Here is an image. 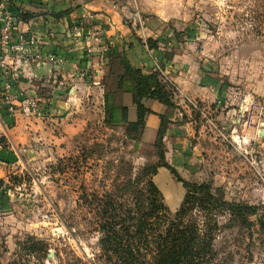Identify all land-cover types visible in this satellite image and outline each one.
<instances>
[{"label":"rangeland","instance_id":"obj_1","mask_svg":"<svg viewBox=\"0 0 264 264\" xmlns=\"http://www.w3.org/2000/svg\"><path fill=\"white\" fill-rule=\"evenodd\" d=\"M130 1L142 16L165 20V36L174 43L166 44L163 58L184 54L199 75L187 94L197 107L178 104L171 85L176 106L167 111L164 147L169 151L178 129L195 158L180 175L211 183L230 202L264 207V0ZM79 78V85L70 79L65 87L53 82L24 92L13 109L0 95V264L22 255L29 237L48 244L38 264H107L99 258V233L84 228L81 188L106 194L116 182L123 186L131 164L135 174L159 160L156 135L129 132L120 117L108 118L104 86L91 87L94 75ZM32 98L40 112L28 110ZM151 110L159 130L161 113ZM155 182L177 211L183 183L168 168ZM219 221L211 264H264V230L255 216L249 225L231 222L228 213Z\"/></svg>","mask_w":264,"mask_h":264},{"label":"trees","instance_id":"obj_2","mask_svg":"<svg viewBox=\"0 0 264 264\" xmlns=\"http://www.w3.org/2000/svg\"><path fill=\"white\" fill-rule=\"evenodd\" d=\"M67 13L69 10L61 14ZM32 15L28 11L20 13L22 20ZM174 34L179 36L178 30L174 29ZM161 40L166 44L174 43L166 36ZM146 42L150 49H159V39L150 37ZM174 55L171 53L166 59ZM111 74L106 75L104 82L108 118L120 117L127 122L129 132L140 130L142 135L144 131L146 116L152 111L146 107L144 99L158 100L168 106V111L176 106L172 84L166 82L158 70L146 72L122 54L111 60ZM124 92L133 95L136 121H129V109L122 101ZM160 116L161 125L154 142L159 157L157 163L145 164L135 174L131 164L123 186L116 182L112 191L103 195L89 192L86 186L81 188L78 202L86 224L84 228L86 226V233H99V258L107 264H211L217 256L215 239L221 228L219 216L226 213L231 222L246 225L255 216L264 230V207L230 202L211 183L187 180L169 163L164 147L169 112ZM162 167L168 168L186 189L175 212L166 204L155 182ZM80 232L85 233V230ZM48 249L44 241L29 237L22 246V255L18 254L10 264H38L40 256L48 254Z\"/></svg>","mask_w":264,"mask_h":264},{"label":"crops","instance_id":"obj_3","mask_svg":"<svg viewBox=\"0 0 264 264\" xmlns=\"http://www.w3.org/2000/svg\"><path fill=\"white\" fill-rule=\"evenodd\" d=\"M11 3L18 13L28 11L33 14L27 20L21 21L20 28L40 37L44 55L54 53L66 59L65 65L61 68L47 62L32 61L29 64H22L15 70L13 79L15 92L34 94L41 86H50L53 82H59L60 87H65L70 79L73 84L79 85V75H94L96 81L91 87L94 90L102 89L104 84L101 79L105 75H112L111 60H116L122 54L127 56L135 67L142 68L146 72L157 70V66H161L178 87L176 94L178 104L185 103L184 94L187 95L188 91L194 90L199 75L195 66L191 64L188 66V57L175 53L169 60L163 58L162 50H166V43L161 39L165 37V34L170 35L165 20L160 16L145 17L144 15V27H134L129 21V16L134 9L130 0H11ZM67 10L69 13L61 14ZM86 11L93 13L96 21L107 30L106 40L111 47L106 54L100 52L98 45L95 46L94 53L89 54L87 41L72 27L73 23L78 21ZM150 37L159 39L158 50L149 48L146 40ZM169 40L172 41L171 38ZM3 84L4 80L0 75V95ZM207 88V85H201V92L205 94ZM190 92L193 94L192 91ZM122 101L129 109V118L135 120L137 106L132 93L124 92ZM144 103L150 109L157 107V111L161 114L168 111V106L152 98H146ZM1 107H5L3 100H0ZM3 122L0 119V127L3 126ZM159 122L161 125V116ZM157 127L158 121L153 119V115L148 114L143 131L144 136L147 132H151L153 137L154 135L157 137ZM176 132L172 138L174 139L172 147L167 151V158L181 174L184 169H188L186 163L194 164L195 158L186 151V142L182 138L183 132L178 129ZM163 168L166 167L160 170ZM172 175L174 178L173 173Z\"/></svg>","mask_w":264,"mask_h":264},{"label":"built area","instance_id":"obj_4","mask_svg":"<svg viewBox=\"0 0 264 264\" xmlns=\"http://www.w3.org/2000/svg\"><path fill=\"white\" fill-rule=\"evenodd\" d=\"M22 19L13 7L11 0H0V75L4 80L1 90L3 100L11 106L19 100L22 92L13 90V79L15 78V70L22 64H29L32 61L47 62L56 67H63L66 59L63 56L49 53L44 55L41 48V39L38 35L22 30L20 23ZM129 21L134 27H144V18L137 7L129 16ZM73 29L80 32L87 41L89 54L94 53L96 45L99 46L100 52L106 54L110 51V43L107 39L106 28L98 23L90 11H86L83 16L73 23ZM157 70L165 75V81L172 84L178 90L176 84L165 73L161 66H157ZM185 102L196 106L195 101L184 94ZM28 110L40 112L38 102L32 98L27 103Z\"/></svg>","mask_w":264,"mask_h":264},{"label":"water","instance_id":"obj_5","mask_svg":"<svg viewBox=\"0 0 264 264\" xmlns=\"http://www.w3.org/2000/svg\"><path fill=\"white\" fill-rule=\"evenodd\" d=\"M50 256H53V253L52 252L50 253Z\"/></svg>","mask_w":264,"mask_h":264}]
</instances>
